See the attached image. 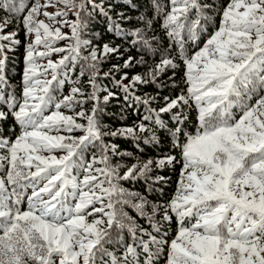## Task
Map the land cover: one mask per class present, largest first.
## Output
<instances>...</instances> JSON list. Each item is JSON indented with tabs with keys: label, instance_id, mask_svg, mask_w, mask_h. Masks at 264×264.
Masks as SVG:
<instances>
[{
	"label": "snow or ice",
	"instance_id": "snow-or-ice-1",
	"mask_svg": "<svg viewBox=\"0 0 264 264\" xmlns=\"http://www.w3.org/2000/svg\"><path fill=\"white\" fill-rule=\"evenodd\" d=\"M91 2L45 0L41 5L36 0L23 19L25 36L34 34L35 39L25 50L19 97L14 90L5 92L11 88L5 75V49L19 43L17 33L0 34V105L7 109L0 110V122L11 115L21 129L14 140L0 136V169L7 165L5 176L0 178V264H160L165 249L164 264H264V95L255 105L245 102L256 87L264 90V0H229L222 11L220 27L203 48L191 55L185 54V44L195 43L208 22V6L200 0H169L170 9L159 0H152L154 16L141 15L139 21L144 27L131 31L119 19L113 20L109 14L111 5L105 8L102 2L92 3V11L99 10L108 21L109 31L123 39L132 37L133 46L140 44L147 51L153 50L156 39L153 21L162 17V27L179 48L186 66L187 95L172 100L164 97L163 107L149 108L143 117L154 127L138 125L139 133H148L145 144L159 143L156 132L161 129L177 137L173 147L180 149L183 161L176 196L166 205H152L150 213L145 210L149 205L147 198L139 196V202L133 203L129 197L135 198L137 194L128 192L119 182L140 178L165 180L162 176H149L153 165L163 169L179 161L174 156L149 159L127 167L123 175L120 164L112 162L111 157L119 153L115 145L104 141L105 136L121 135L134 140L139 136L137 128L105 131L99 120L103 109L98 106L97 96L98 53L93 48L87 56L81 54L91 45L82 38L87 27L82 13ZM56 5H63L67 11L43 12L51 24L60 23L53 30L37 16L42 7ZM0 6L12 15L22 12L24 7L23 0H3ZM69 12L77 17L75 21L67 19ZM118 16L130 19L123 13ZM57 17L61 19L58 21ZM8 22L5 19L0 24V33ZM65 26L70 27L71 36L61 31ZM149 30L153 31L151 37L147 35ZM60 40L70 41L68 47H56ZM41 45L45 51H38ZM52 53L67 54L57 62L49 59L38 74L41 66L37 57ZM110 53L119 54V48L105 44L103 54ZM81 60L91 70L89 83L93 91L85 96L74 86L70 95L57 100L56 89L63 83L58 78L59 71L75 67ZM137 63H143V58ZM131 66L129 57L124 67ZM176 66L174 59L162 57L148 72L147 79L137 75L128 85H121L125 99L137 83H155L167 68ZM49 70L51 79H47ZM77 94L97 102L90 114L76 113L86 119V125L60 111H72L75 104L82 106L84 101L77 99ZM108 98H104L105 103ZM135 100L146 106L151 103L147 98ZM190 101L198 110L199 128L195 135L182 133L179 127V109ZM234 105L241 108L239 119L234 118ZM53 107L55 111L49 114ZM163 113H171L175 127L164 123ZM76 130L84 135H60ZM181 134L187 137L184 143L178 139ZM89 145H98L99 155L94 154L91 162H86L84 152ZM57 151L65 154H53ZM97 164L103 167H94ZM81 169L83 179L77 174ZM25 200L26 208H22ZM116 204L121 205L119 210ZM124 204L137 210L151 230L137 224L123 210ZM173 216L178 232L169 241L163 222L170 224ZM125 233L131 243L125 239ZM110 247L115 251H110ZM121 249L123 255H117Z\"/></svg>",
	"mask_w": 264,
	"mask_h": 264
},
{
	"label": "trees",
	"instance_id": "trees-1",
	"mask_svg": "<svg viewBox=\"0 0 264 264\" xmlns=\"http://www.w3.org/2000/svg\"><path fill=\"white\" fill-rule=\"evenodd\" d=\"M2 2L3 0H0V4H2ZM100 2L104 4L105 8L111 5L112 7L109 14L113 20L119 19L121 25L126 30L131 31L138 27H144L143 23L139 21L141 15L147 18L154 16L152 0H92L91 3H87L86 10L82 13V17L87 25L82 38L90 41L91 45L88 49L82 50L81 53L83 56H87L93 48H95L98 53L99 74L96 83L99 85L100 91L97 92V96L99 97L98 106L103 109V111L99 113V120L104 126V130L112 132L124 128H137L138 140L121 135L104 137L106 143L116 146V151L119 155H114L111 159L113 163L120 164V174L123 175L127 167L137 162H145L149 159L155 161L162 157L174 156L176 157V161H179L174 162L172 165H166L163 169L156 168L155 165H153V171L149 173V176L152 178L162 176L166 178L165 180L155 182L154 179L145 180L140 178L119 182L128 192L137 194L135 198L129 197L133 203L139 202V196L146 197L149 201V205L146 206L145 210L150 213L152 205H166L176 196L177 190L180 187L178 182L181 179L183 161L180 149L173 147L174 140L177 139V137H173L169 131L161 129L156 132V135L159 137V143L145 144L144 138L148 136V133H139L138 125L143 123L148 127H154L153 123L145 121L143 117L148 114L149 108L159 110V108L163 107L165 104L164 97H168L169 100H172L180 95H187L188 85L185 78L186 66L181 59L179 48L170 41L162 27V17H158L153 21L156 39L153 41V50L147 51L144 50L140 44L133 46L132 37L123 39L114 31L108 30L109 26L106 18L99 14V10L95 12L92 11V3ZM159 2L165 5L166 9H170L169 0H159ZM200 2L208 6L206 9L208 22L205 24V30L195 43L189 41L185 44L186 55H191L203 48L210 35L220 27L222 11L229 3V0H200ZM35 3L36 0H23L24 7L22 12H17L15 15H12L7 9L0 6V24H3L5 19L9 21L0 34L7 35L15 32L17 33L15 38L19 40L18 44L10 45L5 49L7 55L5 75L11 85V88H6L5 92L14 90L18 97L22 91V78L25 69V50L29 45L28 37L26 38L25 36L23 19L27 16L29 10ZM39 3L43 5L45 4V0H39ZM132 4H135L136 7H132ZM43 12L44 8L42 7L40 9V14L37 16L38 20L44 19ZM118 13H123L125 17H129L130 19H120ZM68 16L69 21H75L77 19L72 12H69ZM61 31L71 36L70 27L66 26ZM147 35L151 37L153 31L149 30ZM4 43L8 44L7 41H4ZM69 43L70 41L68 40H60L55 46L67 48ZM105 44L113 48L118 47L119 54L110 53L105 56L103 54V46ZM38 51H45V49L41 45L38 46ZM66 54L67 53H52L48 57H37V63L41 66L37 69L38 74L43 72V68L47 65L49 59L53 62H57ZM165 56L174 59L177 65L176 68H167L159 75L155 83H137L131 89L130 93L127 94L129 98L126 100V93L121 85H128L132 78L137 75L147 79L148 72L154 69L161 58ZM129 57L132 58V66L125 68V61L128 60ZM142 58L143 63H137V61H140ZM115 65L119 67L114 68L113 66ZM105 73H109V75L105 76ZM125 73L127 74L126 79L124 78ZM91 74V70L85 65L83 60L76 64L75 67L69 66L59 71L58 78L63 81V83L56 89L55 96L57 100H62L63 97L70 95L71 89L74 86L79 87L85 96L90 94L93 91L89 83ZM47 79H51L50 70L47 74ZM110 93L113 95L109 96ZM262 95H264V90L256 87L253 92H250L248 96L245 97V102L248 105H255ZM85 96L77 94V99L84 101L82 106L80 104H75L74 110L72 111L61 108L60 111L62 114L74 116L77 123L86 125V119L76 116V113L84 111L86 115L90 114L94 104L97 102L94 100H85ZM105 97H109L106 103L104 101ZM135 97L150 99L151 103L147 106L143 103H137ZM0 110L7 111L6 107L2 105H0ZM52 111H55L54 107L50 108L49 114ZM173 111L177 110L174 109ZM232 111L234 118L239 119L241 115L240 106L234 105ZM179 112L181 113V123L179 127L182 128V133L195 135L199 128L196 105L190 101V104L184 105L179 109ZM184 117H186V119H184ZM161 118L169 128L176 126L172 121L171 113H163L161 114ZM20 131V127L14 122L11 115L8 116L6 121L0 122V136H4L9 140H14ZM60 135L80 137L84 135V132L76 130L71 133L61 132ZM178 139L180 143H184L187 137L181 134ZM94 154L97 156L99 155L98 145L97 147L89 145L84 152L86 162H91ZM94 167H103V165L97 164L94 165ZM32 170L34 171L35 169ZM6 171L7 165H5L3 169H0V178L5 176ZM77 174L80 179H83L82 169L79 170ZM101 179H103V177H101ZM9 190H11V186H9ZM99 206L100 205H96V207ZM21 207L26 208V200ZM116 208L119 210L121 205L116 204ZM123 210L141 227L151 230L146 219L141 218L138 215V211L134 210L131 205L124 204ZM160 211L162 212L163 209L161 208ZM96 215L99 216L100 214L97 213ZM91 219L92 217H89V220ZM157 219H160L159 215ZM163 223L167 231V238L170 241L178 232L177 220L173 216L170 224L167 222ZM124 235L127 242L131 243V239L128 237L127 233ZM109 250L115 251V249L111 247ZM166 252L167 249H165V255H162L160 258V264H164ZM117 255H123V250L121 249L117 252Z\"/></svg>",
	"mask_w": 264,
	"mask_h": 264
},
{
	"label": "rangeland",
	"instance_id": "rangeland-1",
	"mask_svg": "<svg viewBox=\"0 0 264 264\" xmlns=\"http://www.w3.org/2000/svg\"><path fill=\"white\" fill-rule=\"evenodd\" d=\"M57 9H61V10H65V11H66V9L63 8V5H56L55 7L49 6V7H47V8H44V11H48L49 13H55V12L57 11ZM68 18H69V16L67 17V19H68ZM60 19H61L60 17H57V20H58V21H59ZM43 21H44L45 23H49V24L51 25V27H52L53 30H55V28L60 27V23L51 24V21H49L46 17H44ZM221 23H222V21H221ZM65 27H66V26H65ZM63 28H64V27H63ZM63 28H62V29H63ZM62 29H61V30H62ZM26 38H27V37H26ZM27 39H28V43H29V44L33 43V41H34V39H35L34 34H33L32 36H29ZM53 134H55V133H53ZM53 154H55V155H57V156H60V155H64L65 153L62 152V151H57V152H55V153H53ZM27 192H28V194H30L31 189H30V188L27 189Z\"/></svg>",
	"mask_w": 264,
	"mask_h": 264
}]
</instances>
